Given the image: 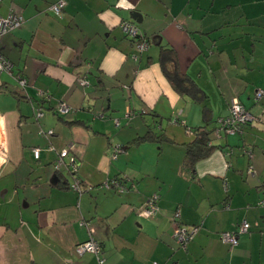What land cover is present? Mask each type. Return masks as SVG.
<instances>
[{
  "label": "crops",
  "instance_id": "1",
  "mask_svg": "<svg viewBox=\"0 0 264 264\" xmlns=\"http://www.w3.org/2000/svg\"><path fill=\"white\" fill-rule=\"evenodd\" d=\"M57 1L0 0V16L23 17L0 43L12 63L0 72V264H264V94L255 98L264 89V0H64L60 15L50 9ZM123 19L150 41L138 60ZM162 48L174 50L198 97L174 89ZM234 98L254 120L216 136ZM59 100L72 110L56 113ZM195 127L213 148L190 165ZM75 177L80 192L68 187ZM117 177L128 191L100 187ZM152 193L159 211L147 217L140 207ZM175 209L199 225L186 249L173 234ZM242 220L249 230L236 246L219 238ZM84 221L100 257L75 253L90 237Z\"/></svg>",
  "mask_w": 264,
  "mask_h": 264
},
{
  "label": "built area",
  "instance_id": "2",
  "mask_svg": "<svg viewBox=\"0 0 264 264\" xmlns=\"http://www.w3.org/2000/svg\"><path fill=\"white\" fill-rule=\"evenodd\" d=\"M64 0H59L55 3H52L50 5V9L53 10L56 14H61V11L64 6ZM23 22V17L21 15H18L14 12H10L6 16H0V43L2 36L15 29L16 27L20 26ZM119 26L121 30L131 39H133L135 50L131 54L132 59L138 60L141 54L146 51L150 45V42L147 38L144 37L143 33L141 32L140 28L138 27V24H136L134 21L123 19L120 21ZM6 71L8 73H11L12 71V63L9 61L4 54L0 52V72ZM15 79L17 81V84L19 87L24 88L27 84L26 78H24L22 75H15ZM76 82L82 86L88 84L86 78L84 75L76 77ZM264 94V89H259L255 93V98L258 99L261 97V95ZM39 96L41 98H44L47 100L49 98V94L47 91H40ZM72 109L71 107L63 100H59L57 103L56 111L59 114H66L70 112ZM43 107L38 106L34 110V116L36 118H39L43 115ZM254 120V117L252 114L241 104L237 99H232L229 105V112L228 114L219 119V127L214 130V134L216 136L219 135V131L223 130L226 133H242L244 127L252 122ZM188 133L193 132L188 128ZM41 134L50 135L52 134V130L49 129L47 131L40 130ZM50 148V147H49ZM122 150L121 145H115L114 151H113V158H116L117 154ZM230 152L228 151L227 154ZM248 157L250 158L252 156V151L247 150L246 151ZM33 154L35 158H38L39 156V148L34 147L33 148ZM68 155L67 149H62L59 152V158L57 159L54 167L58 169V167L64 163L63 158ZM77 162L74 158V156L69 155V160L67 162L68 170L70 169L72 173L76 171V165ZM248 171H252V166H249ZM71 187L77 191H81L80 182L75 177L74 180L71 182ZM102 187L106 189H114L118 192H122L125 189H127V185L124 181V179L120 178H111L107 179L102 183ZM158 198L157 193H152L151 196L147 199L145 204L141 207V212L143 215L150 217L153 216L157 211V205L155 203L156 199ZM264 203V201H262ZM180 213L179 210H177L174 214L173 221L175 223V227L173 229V234L178 242V244L185 248L187 246V243L194 237L196 232L199 229V225H192V226H186L183 224H179L177 222V218L179 217ZM176 219V220H174ZM90 233V237L78 243L75 246V253L77 255H81L84 252H92L95 254H99L100 252V244L97 240H95L92 236L94 232V228L91 226L87 227ZM249 229V223L245 220H242L236 227L235 230H224L219 233V238L225 242L228 243L231 247H234L238 244L239 236L242 233L247 232ZM99 261L101 262V259L99 258ZM152 264H159L158 262L154 261Z\"/></svg>",
  "mask_w": 264,
  "mask_h": 264
},
{
  "label": "trees",
  "instance_id": "3",
  "mask_svg": "<svg viewBox=\"0 0 264 264\" xmlns=\"http://www.w3.org/2000/svg\"><path fill=\"white\" fill-rule=\"evenodd\" d=\"M144 37L147 38L145 35H144ZM160 64L162 66V70H163L164 74L166 75V77L168 78V80L170 81V83L172 84V86L174 87V89L176 91H178L179 93L189 92V93H192L195 97H198L200 95V90L195 85V83L190 78H188L185 74H182L179 72L178 67H177V60L175 57V53H174V50L172 48H162L161 49ZM40 100H45V99L41 98ZM56 113H57V111H56ZM199 129L200 128H198V127L190 129L191 131H193V134H194V138L186 145V153H187L188 162L190 163V165H192L197 159L207 156L209 154V152L211 151V149L213 148V146L210 144L209 132H207L205 130L198 131ZM138 139H142V138L139 137ZM135 141H137V140H135ZM247 150L251 151L250 148H247L246 151ZM69 172L72 174V177H73L76 171L74 173H72V171L69 169ZM120 179H123V178H120ZM124 181H125V179H124ZM125 183H126V181H125ZM70 184H71V182L69 183L68 187L70 189H73ZM100 187L103 189H106V188L102 187V183L100 184ZM73 190H75V189H73ZM112 190H114V189H112ZM128 190H129V186H127V189H125L122 192H125ZM114 191H116V190H114ZM78 192H80V191H78ZM116 192H118V191H116ZM118 193H121V192H118ZM147 199L144 201V203L141 205V207L145 204ZM158 200H159V194H158V198L155 201V203L157 205L156 213L159 211ZM141 207H140V211H141ZM177 210L178 209H175V211L173 212L172 218H174V214ZM179 218H180V215L177 218V222L179 224L180 223L183 224L182 222H180ZM174 220H176V219H174ZM83 224L86 227L91 226L89 223H86V221H84ZM183 225H185V224H183ZM193 225H197V224H193ZM186 226H188V225H186ZM190 226H192V225H190ZM100 246H101V244H100ZM179 247L182 248L180 245H179ZM182 249H186V247L182 248ZM100 251H101V248H100ZM99 254H100V252H99ZM99 254H96V255H98V257H100ZM77 256H79V255H77Z\"/></svg>",
  "mask_w": 264,
  "mask_h": 264
},
{
  "label": "water",
  "instance_id": "4",
  "mask_svg": "<svg viewBox=\"0 0 264 264\" xmlns=\"http://www.w3.org/2000/svg\"><path fill=\"white\" fill-rule=\"evenodd\" d=\"M136 15H140V13L135 12L134 14H132V17L135 19Z\"/></svg>",
  "mask_w": 264,
  "mask_h": 264
},
{
  "label": "rangeland",
  "instance_id": "5",
  "mask_svg": "<svg viewBox=\"0 0 264 264\" xmlns=\"http://www.w3.org/2000/svg\"><path fill=\"white\" fill-rule=\"evenodd\" d=\"M121 148H122V146H121Z\"/></svg>",
  "mask_w": 264,
  "mask_h": 264
}]
</instances>
